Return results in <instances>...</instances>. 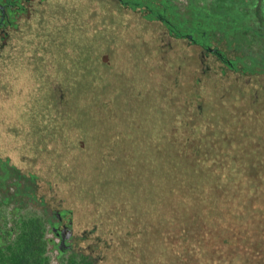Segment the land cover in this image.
Instances as JSON below:
<instances>
[{
	"label": "rangeland",
	"instance_id": "1",
	"mask_svg": "<svg viewBox=\"0 0 264 264\" xmlns=\"http://www.w3.org/2000/svg\"><path fill=\"white\" fill-rule=\"evenodd\" d=\"M201 54L116 0H44L0 51V153L37 174L78 231L96 226L97 264H216L192 241L183 260L186 244L165 243L177 228L156 195L157 149L173 121L188 128L185 115L206 129L207 156L235 153L264 184V76Z\"/></svg>",
	"mask_w": 264,
	"mask_h": 264
},
{
	"label": "trees",
	"instance_id": "2",
	"mask_svg": "<svg viewBox=\"0 0 264 264\" xmlns=\"http://www.w3.org/2000/svg\"><path fill=\"white\" fill-rule=\"evenodd\" d=\"M197 1L193 2V8L188 11L195 22L192 26L199 29L197 35L201 36L205 32L217 45L221 42L230 46V49L235 48L233 38L243 33L238 31L242 28L237 23L239 20H236L239 13L252 15L259 22L264 21V0H202L203 4ZM207 4H210L209 7ZM186 14L183 12V20L188 18ZM182 103L196 114L199 113L191 100L186 99ZM182 120L188 123V128L183 131L173 121L167 136V130L162 131L165 143H162L161 137V147L157 149L160 181L157 183L156 195L158 193L163 206H169L170 213H173L170 223L177 228L165 243L175 244L179 240L176 242L187 245L185 253L177 252L179 260H183V255L189 251L190 241L210 253V259L217 261L216 264H225L224 260H240L241 264L264 260V207L261 206L264 205V184L252 182L253 172L246 165L241 168L240 157L235 153L225 151L220 156H207L201 150L207 138L210 139L206 129L203 133L198 132L193 125L195 119L190 121L186 115ZM169 142L173 143V149L176 147L173 154L169 152ZM209 159L212 160L211 164L207 163ZM255 196L263 197L257 202L253 199ZM167 214L161 212L160 216L167 221ZM225 218H229L228 224L234 230L239 228V231L227 232ZM255 229L258 231L256 234ZM23 236L24 240L18 243L29 242L27 235ZM12 242L17 246L0 248V264H27L31 258L25 255L27 250H21L15 240ZM223 246H228V249ZM224 251H227L228 258H223L221 253Z\"/></svg>",
	"mask_w": 264,
	"mask_h": 264
},
{
	"label": "flooded vegetation",
	"instance_id": "3",
	"mask_svg": "<svg viewBox=\"0 0 264 264\" xmlns=\"http://www.w3.org/2000/svg\"><path fill=\"white\" fill-rule=\"evenodd\" d=\"M43 1L0 0V51L10 32L17 29L19 20L31 16ZM116 1L122 7L138 12L146 21L159 22L169 36L186 39L199 47L203 57L214 56L220 62L222 72L229 70L247 77L264 76V21L239 13L236 20L242 28L238 31L243 33L233 38L235 48L230 49L221 42L218 46L205 32L197 35L199 29L192 26L195 22L188 13L195 0ZM197 2L204 3L202 0ZM221 10L225 11L224 8ZM183 12L187 13L186 20L182 19ZM38 181L37 174L23 171L9 156L0 153V248L16 247L12 241L18 243L26 234L29 242L18 245L21 250H27L26 256H31L27 264H97L98 258L93 256L98 247V243L93 242L96 226L78 231L74 212L62 207L58 200L53 201L40 193Z\"/></svg>",
	"mask_w": 264,
	"mask_h": 264
}]
</instances>
